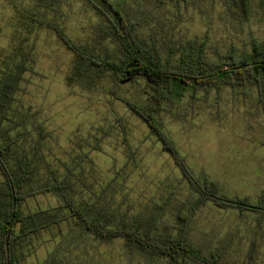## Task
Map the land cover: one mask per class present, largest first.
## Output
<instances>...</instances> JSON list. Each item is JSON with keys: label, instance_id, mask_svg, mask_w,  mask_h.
Returning a JSON list of instances; mask_svg holds the SVG:
<instances>
[{"label": "rangeland", "instance_id": "374dc122", "mask_svg": "<svg viewBox=\"0 0 264 264\" xmlns=\"http://www.w3.org/2000/svg\"><path fill=\"white\" fill-rule=\"evenodd\" d=\"M114 1L126 5L139 37L164 60L176 61L191 42L203 43L212 61L220 54L241 58L252 51L253 38L264 44V12L256 1L247 20L230 13L228 0L167 1L155 9L146 0ZM49 24L80 47L114 52L107 22L86 0H0V88L22 64L28 67L0 139L11 142V166L19 156L29 159L36 167L34 186L67 177L72 199L108 214L111 226L123 220L146 226L155 214L178 222L187 213L189 241L204 255L222 250V264H264V93L258 85L249 79L221 92L200 90L196 97L166 102L158 114L198 181L214 182L222 195L262 203L258 210H240L207 201L189 212L198 193L124 102H147L144 81L122 82L110 72L80 74L76 56ZM20 207L64 209L53 193L29 197ZM71 225L76 230L69 233ZM77 229L70 217L23 239L18 264H39L58 246L84 258L82 264L168 262L131 255L124 238L83 240Z\"/></svg>", "mask_w": 264, "mask_h": 264}, {"label": "trees", "instance_id": "16d2710c", "mask_svg": "<svg viewBox=\"0 0 264 264\" xmlns=\"http://www.w3.org/2000/svg\"><path fill=\"white\" fill-rule=\"evenodd\" d=\"M86 1L100 12L107 22L108 36L115 42L114 52L97 54L87 47L77 45L59 26L49 24L47 27L52 29L74 53L80 66L78 68L80 74L95 76L110 72L122 82L144 81L147 102L144 105H137L130 100L124 102L147 123L161 141L163 150L173 157L185 178L190 181L191 187L198 193L189 212L207 201H213L219 207L260 209L262 203L250 202L246 197L222 195L214 182L198 181L175 144L167 137L158 114L165 109L166 102H177L187 95L196 97L194 95L200 90L221 92L226 86L241 85L249 79L264 93V44L253 38L252 51L244 53L241 58L234 53L220 54V60L212 61L206 57L203 43L197 45L191 42L176 61L172 56L164 60L156 47L148 45L139 37L136 32L137 24L131 19L125 4L114 0ZM167 1L181 3L183 0H146V4L150 9H155L163 7ZM253 1H256L264 12V0H228L229 11L235 18L247 20L252 15ZM89 69L93 72L89 73ZM26 70L28 67L22 64L0 88V139L3 136L5 122L10 119L8 115ZM10 149L11 142H0V174L3 177V185H0V264H18L24 258V254L22 256L18 254V245L23 239L54 225H60L70 217L75 218L77 236H83V240L87 235H91L99 242L124 238L127 251L131 255L137 252L168 261L156 264H222L220 259L222 250L214 251L207 256L189 241L187 213H180L178 222L166 221L155 214L147 219L146 226L141 221L134 220L130 222L123 220L120 225L111 226L109 220L104 218H110L108 214L100 209H94L91 205L82 206L72 199L68 193L70 185L67 177L54 178L51 182L40 183L37 186L32 185L36 167L29 159L25 161L21 156L17 158L16 166L12 167L9 161ZM48 193L56 195L66 211L58 208H41L24 212L21 209V204L29 197ZM74 230L76 227L71 225L69 233ZM7 238L9 263L6 253ZM67 252L65 248L58 246L39 264L87 262L84 258L73 257Z\"/></svg>", "mask_w": 264, "mask_h": 264}, {"label": "water", "instance_id": "95a60500", "mask_svg": "<svg viewBox=\"0 0 264 264\" xmlns=\"http://www.w3.org/2000/svg\"><path fill=\"white\" fill-rule=\"evenodd\" d=\"M6 253H7V261L9 263V238L6 240Z\"/></svg>", "mask_w": 264, "mask_h": 264}]
</instances>
